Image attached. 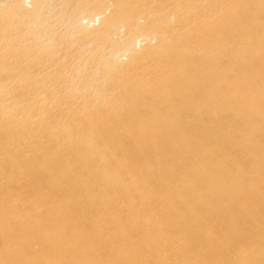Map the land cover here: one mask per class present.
<instances>
[{
	"label": "bare ground",
	"instance_id": "bare-ground-1",
	"mask_svg": "<svg viewBox=\"0 0 264 264\" xmlns=\"http://www.w3.org/2000/svg\"><path fill=\"white\" fill-rule=\"evenodd\" d=\"M105 1L33 0L18 28L53 36ZM108 1L79 33L103 41L73 65L95 102L6 120L0 264H264V0ZM138 36L157 43L136 54ZM42 60L27 77H50Z\"/></svg>",
	"mask_w": 264,
	"mask_h": 264
},
{
	"label": "rangeland",
	"instance_id": "rangeland-1",
	"mask_svg": "<svg viewBox=\"0 0 264 264\" xmlns=\"http://www.w3.org/2000/svg\"><path fill=\"white\" fill-rule=\"evenodd\" d=\"M33 4V0H0V138L19 132V127L8 125L6 120L9 117L14 119L24 118L27 115L37 117L46 112L45 120L56 123L60 110L79 102L90 100L95 102L93 92L83 89L87 80L86 75L83 71L76 72L73 65L80 58L88 59L93 56L95 47L103 40H83L79 33L85 30H97L106 19L113 17L116 14L114 2L107 0L96 5L90 10L91 16L76 17L77 19L71 25L61 27L58 24L59 28H53L55 32L53 36L43 30L41 25L39 27L32 25V21L31 25H27L26 30L18 28L19 22H30L29 16L33 12ZM43 12L46 25L50 23L49 28H52V24L54 26L58 21L57 12H53L46 5L43 6ZM11 20H13L12 23H10ZM176 22V19H170L167 26L175 29L178 27ZM123 34L124 29L121 28L110 35V40L112 39V43L120 44L123 41ZM134 41L131 49L139 55L143 54L141 52L147 49L149 44L153 46L157 43L143 36L135 37ZM51 51L56 52V55L51 57ZM39 57L43 59V63L53 65L51 67L53 73L46 81H38L36 77L26 76L30 71L40 70ZM53 57L55 58L50 60ZM121 60L124 65L128 64V53L123 54ZM94 66L97 65L94 64ZM99 77L100 75H94V78H91L97 80ZM96 110L99 112L100 109ZM106 113L109 115V111ZM28 129L35 133L37 131L35 125H28ZM46 138L41 136L38 140L40 142L41 139L46 145L53 147V143ZM17 176L25 179L28 173L23 167L18 166ZM134 179H137L140 184L143 183L140 178ZM27 190L28 186L21 183L17 192L25 194Z\"/></svg>",
	"mask_w": 264,
	"mask_h": 264
}]
</instances>
